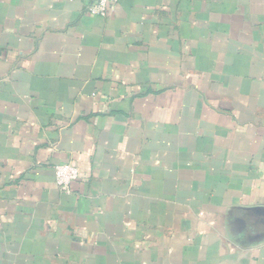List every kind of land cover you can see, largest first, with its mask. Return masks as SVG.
Segmentation results:
<instances>
[{"label":"crops","instance_id":"1","mask_svg":"<svg viewBox=\"0 0 264 264\" xmlns=\"http://www.w3.org/2000/svg\"><path fill=\"white\" fill-rule=\"evenodd\" d=\"M94 1L0 0V264H264V0Z\"/></svg>","mask_w":264,"mask_h":264},{"label":"built area","instance_id":"2","mask_svg":"<svg viewBox=\"0 0 264 264\" xmlns=\"http://www.w3.org/2000/svg\"><path fill=\"white\" fill-rule=\"evenodd\" d=\"M119 0H95L87 7L90 15L105 16L112 6ZM80 178L79 169L71 163L57 164L54 167V181L56 186L65 191H70L72 184Z\"/></svg>","mask_w":264,"mask_h":264},{"label":"water","instance_id":"3","mask_svg":"<svg viewBox=\"0 0 264 264\" xmlns=\"http://www.w3.org/2000/svg\"><path fill=\"white\" fill-rule=\"evenodd\" d=\"M257 209V208H256ZM259 209H261V211H262V213L264 214V208H259ZM264 221V220H263Z\"/></svg>","mask_w":264,"mask_h":264}]
</instances>
